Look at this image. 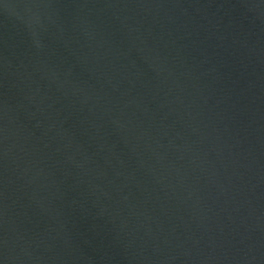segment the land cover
<instances>
[{"label":"water","instance_id":"95a60500","mask_svg":"<svg viewBox=\"0 0 264 264\" xmlns=\"http://www.w3.org/2000/svg\"><path fill=\"white\" fill-rule=\"evenodd\" d=\"M0 264H264V0H0Z\"/></svg>","mask_w":264,"mask_h":264}]
</instances>
